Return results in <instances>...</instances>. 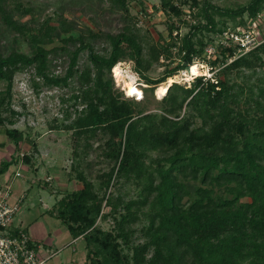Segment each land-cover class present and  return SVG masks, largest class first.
I'll list each match as a JSON object with an SVG mask.
<instances>
[{
  "label": "trees",
  "instance_id": "16d2710c",
  "mask_svg": "<svg viewBox=\"0 0 264 264\" xmlns=\"http://www.w3.org/2000/svg\"><path fill=\"white\" fill-rule=\"evenodd\" d=\"M185 4L193 19L178 43L173 34L178 26L171 17L185 20L181 9ZM160 7L167 14L170 37L157 44L140 33L126 0H109V9L120 11L121 28L116 32L88 28L92 39L107 38L110 48L104 54L95 51L72 20L57 15L51 23L46 17L35 27L32 6L0 0L1 35L13 33V40L21 36L29 46L26 52L0 43V81L5 82L0 89V125L18 148L26 135L9 126L19 115L10 107L15 72L29 71L36 90L66 85L76 77L79 89L72 93V105L82 107H75L74 119L65 126L73 129L74 137L100 132L102 153L112 162L97 174V184L78 172L81 187L63 192L54 203L56 215L73 238H84L86 264H264V75L251 83L235 79L246 76L241 68L264 62V40L228 63L234 47L217 43L209 60L212 67L220 66L213 80L199 75L188 86L172 82L157 101V111L139 107L153 86L195 59H204V48L214 40H204L200 32L216 36L227 27L215 14L237 18L235 24L243 25L264 9V0H249L235 8L207 0H161ZM54 38L78 41L69 50L63 75L48 67V54L54 49L48 44ZM82 49L90 63L79 68ZM160 57L175 58V63L157 78L144 74ZM124 58L134 62V70L146 83L141 99L122 98L113 86L111 68ZM69 114L66 109L65 115ZM30 145L37 150L34 141ZM31 156L22 151L20 158L29 163ZM15 159L10 155L0 161V175ZM125 182L138 187L134 197L125 199L121 192L108 191L113 183ZM109 216L112 228H101L97 220Z\"/></svg>",
  "mask_w": 264,
  "mask_h": 264
},
{
  "label": "rangeland",
  "instance_id": "374dc122",
  "mask_svg": "<svg viewBox=\"0 0 264 264\" xmlns=\"http://www.w3.org/2000/svg\"><path fill=\"white\" fill-rule=\"evenodd\" d=\"M160 1L126 0L129 12L136 16V26L139 28L140 33H144L147 40H153L157 44L158 42L169 41L170 37L167 28L169 21L167 20L166 12L160 7ZM207 1L221 8H235L238 5L245 4L249 0ZM21 2L25 6H32L35 27L46 17H50V22L55 23L58 19L57 15H62L66 19L73 21L76 28L80 29L86 35V38L91 40L95 51L99 53L106 54L108 52L110 48L108 40L103 36L92 39L88 34V28L92 27L94 30L99 29L104 32H116L121 28L123 23L120 11L109 9V0H21ZM181 9L182 19L185 20L180 21L176 17H171L175 25L178 26L173 31V34L176 33L175 39L178 43L180 37L189 29V23L193 19L191 7L185 4L182 5ZM259 13L260 15L256 16V18H248L243 25L239 23L235 24L237 18L232 20L218 14H215V17L219 19L218 23H221V20H225L226 26L232 29L236 27L245 28L253 24L256 35L264 40V9ZM27 15L29 13L23 16L22 19L28 17ZM71 32H75L76 34V30H72ZM12 35L13 33H9L3 36L0 33V43L5 44L8 49L10 46H13L14 48L28 52L29 46L26 40L21 38V36H18V40H13ZM200 35L204 40L209 37H213L212 40L216 38L215 34L208 33L205 30H202ZM75 42L73 40L64 42L61 39L54 38L48 44V47L54 48L48 54V67L51 73L57 75L65 73L69 61V50L78 44V41ZM63 47L66 49H63ZM175 51L176 48H173L172 53L174 54ZM204 53L205 50H203L202 54ZM214 56L215 53L213 52L209 57L205 56L204 60L197 59L195 61L202 65L200 68L202 75L212 74L213 71L210 69L209 60ZM261 56L264 61V52H261ZM145 57H147V54H145ZM88 63H90L88 52L86 49H82L78 54L77 66L80 68ZM117 63H120L119 66L125 73L129 72L134 76L135 84L140 89L146 85L144 79L134 70V62L132 60L124 58L117 61ZM174 63L175 58L170 61L160 57L158 60L151 62L149 69L144 74L151 78H157L162 74L165 67H170ZM241 73H245L246 76H242V74L238 77L236 76L237 82H257L256 78L264 75V62L256 64L254 68L243 67L241 68ZM172 76L176 79V83L185 86H188L190 83L189 78L191 75L183 76L181 72L176 71ZM111 77L114 88L121 91L122 98L138 100L144 95L143 91L139 98L126 95L122 82L118 81L114 76L112 68ZM167 78L168 76L158 84L164 83ZM157 85L153 86L152 91H148L147 96H143L140 100L139 107L141 109L145 111H157V101L160 99L155 93ZM4 86L5 82L0 81V89H3ZM78 89L75 76L69 78L66 85L41 86L36 90L31 85L29 71L21 70L15 72L13 75L10 107L19 111V115L16 122L9 126L22 129L23 134L26 135L17 148L18 157L20 158L22 151L31 152V163L37 166L21 160L14 161L9 164L7 173H2L0 178L1 180L6 178L7 181L4 184L9 185L8 201L10 203H17L12 223L25 228L30 234L29 224L33 223L35 227L41 226L38 227V231L43 235V232L46 231L48 236L52 237V243L49 245L44 240L39 241L41 242V250L47 248L52 252L49 260L52 264H86L87 258L84 238L81 236L73 238L66 226L56 215V211L53 210L56 207L54 205L57 199L56 196L59 198L61 192L81 187L82 182L77 178L78 172H81L87 179L97 184L99 180L97 174L107 171L112 165L108 157L102 153L104 137L100 132L94 134L92 137H74L72 134L73 129L65 126V124L70 123L74 119L76 114L75 107L77 109L82 107L79 103L72 105L74 101L72 93L77 92ZM66 109L70 112L67 116L65 115ZM0 127L2 128L3 125H0ZM2 137L7 138L5 134ZM31 141H34L36 151L32 150ZM12 153H15V151L12 150ZM8 158L7 144L4 146L0 145V161ZM55 166L58 174L56 178ZM14 172H19V176H14ZM47 175L49 178H47ZM45 180H48L52 189L50 186L44 185ZM58 181L61 184H58ZM57 189L61 191L59 194H55ZM137 189L138 187L132 182L117 185L113 183L108 187V191H111L113 194L118 192L123 193L125 199L134 197ZM103 205L104 202L102 204V211L105 212L107 211V207ZM97 223L103 229H111L113 219L110 216L106 219L100 218L97 220ZM140 224L141 221H138L135 223V226L139 228ZM44 238L45 236H43Z\"/></svg>",
  "mask_w": 264,
  "mask_h": 264
},
{
  "label": "built area",
  "instance_id": "2783aa9c",
  "mask_svg": "<svg viewBox=\"0 0 264 264\" xmlns=\"http://www.w3.org/2000/svg\"><path fill=\"white\" fill-rule=\"evenodd\" d=\"M259 15L260 13L256 16ZM254 31L253 24L245 28L236 27L232 29L226 27L222 32L216 35L214 39L215 43L205 47V53L202 54L204 59L205 56L209 57L211 53L215 51L217 43L234 47L232 54L227 58V63L247 53L259 45L263 40L259 38ZM196 60L197 59L192 63H196ZM192 63L189 64L187 68L178 70L183 76L191 75L189 78L190 82L194 80L196 76L202 75L201 73H191L190 67ZM210 69L213 71L212 74L203 76L213 80L214 71H216L218 67H212L210 65ZM140 90L142 91V89ZM18 174L19 172H15V175ZM9 191V185L0 187V264H47V260L51 257L52 253L41 256L37 252L26 230L20 226L12 227V217L16 211L17 203H10L8 201Z\"/></svg>",
  "mask_w": 264,
  "mask_h": 264
},
{
  "label": "crops",
  "instance_id": "0c3cea01",
  "mask_svg": "<svg viewBox=\"0 0 264 264\" xmlns=\"http://www.w3.org/2000/svg\"><path fill=\"white\" fill-rule=\"evenodd\" d=\"M13 125V124H12ZM4 133V131H3V127L1 128L0 127V145L1 146H4L5 144H7V153L9 154V158H10V155H15V157H16V159H15V162L16 161H18V160H21L19 157H18V155H17V148L15 147V144L12 142V140H10V139H8V137L7 138H3L2 136L5 134H3ZM5 136H6V134H5ZM8 140V141H7ZM20 146V145H19ZM12 150H14L15 151V153H12ZM11 152V153H10ZM8 158V159H9ZM22 161V160H21ZM32 162V160H30V162H29V164H31V165H34V166H37L36 164H34V163H31ZM55 168H56V166L54 167V170H55ZM8 169V168H7ZM7 169L3 172V173H7ZM13 175L14 176H19V174L18 175H15V172L13 173ZM58 174H57V170H55V178H56V176H57ZM47 178H49V176L47 175ZM3 181V182H2ZM6 178H4V179H2L1 180V178H0V187H3V186H6V184H4V183H6ZM58 184H61L59 181H58ZM44 185H48V186H50L51 187V189H52V186L49 184V182H48V180H45L44 181ZM60 188V187H59ZM58 188V189H59ZM79 188V187H78ZM58 189H57V193L55 192V190H54V192H55V194H59L61 191H58ZM64 192V191H63ZM63 192H61V195H62V193ZM60 195V196H61ZM57 197V199H58V196H56ZM56 199V200H57ZM53 210H54V208H53ZM14 226H20V225H14L13 223H12V227H14ZM29 226H30V231H31V234L26 230V232L29 234V236L31 237V239H32V241H33V243H34V246H35V248H36V250H37V252L41 255V256H46V255H49L50 253H52L51 251H50V249H47V248H44L43 250H41L40 249V244H41V242H39V241H42V240H44V242L46 243V244H51L52 243V237H49L48 236V234L46 233V231H44L43 233H44V235L41 233V232H39L38 231V227H41V226H37V227H35V225L33 224V223H30L29 224ZM21 227V226H20ZM43 231V230H42ZM43 236H45V238L43 239ZM50 258L47 260V264H52L50 261ZM85 263H86V261H85Z\"/></svg>",
  "mask_w": 264,
  "mask_h": 264
},
{
  "label": "bare ground",
  "instance_id": "6f19581e",
  "mask_svg": "<svg viewBox=\"0 0 264 264\" xmlns=\"http://www.w3.org/2000/svg\"><path fill=\"white\" fill-rule=\"evenodd\" d=\"M120 63H115L112 67V72L114 76L117 78L118 81L122 82L123 89L125 90L126 95L128 96H136L139 98L142 95V91L140 88L135 84L134 76L131 73H125L119 66ZM202 65L199 63H192L190 67L191 73L199 74L201 73ZM176 81V79L171 75L168 76L167 80L164 83L158 84L155 90L157 97H161L166 93L167 87L170 83Z\"/></svg>",
  "mask_w": 264,
  "mask_h": 264
}]
</instances>
